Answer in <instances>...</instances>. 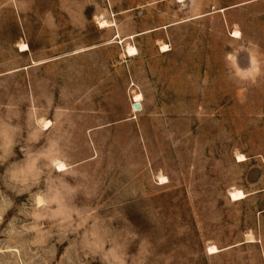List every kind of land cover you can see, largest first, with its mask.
<instances>
[{
  "label": "rangeland",
  "instance_id": "rangeland-1",
  "mask_svg": "<svg viewBox=\"0 0 264 264\" xmlns=\"http://www.w3.org/2000/svg\"><path fill=\"white\" fill-rule=\"evenodd\" d=\"M0 264H264V0H0Z\"/></svg>",
  "mask_w": 264,
  "mask_h": 264
},
{
  "label": "bare ground",
  "instance_id": "bare-ground-1",
  "mask_svg": "<svg viewBox=\"0 0 264 264\" xmlns=\"http://www.w3.org/2000/svg\"><path fill=\"white\" fill-rule=\"evenodd\" d=\"M21 48L23 49V51H26V50L28 49V46L24 44V45L21 46ZM165 48H166V47H163V50H164ZM135 52H136L135 49H132L131 51H129L130 54L135 53ZM141 99H142V96H141V95H136L133 101H134V103L139 104L140 101H141ZM62 167H63V166H62ZM245 196H246V195H245L243 192H241V191H234V192L231 193V199H232L233 201L242 200V199L245 198ZM209 252H210L211 254H213V253H216L217 250H216V248H210V249H209Z\"/></svg>",
  "mask_w": 264,
  "mask_h": 264
},
{
  "label": "water",
  "instance_id": "water-1",
  "mask_svg": "<svg viewBox=\"0 0 264 264\" xmlns=\"http://www.w3.org/2000/svg\"><path fill=\"white\" fill-rule=\"evenodd\" d=\"M134 109H135V111H141L142 110V107H141L140 104H135L134 105Z\"/></svg>",
  "mask_w": 264,
  "mask_h": 264
}]
</instances>
